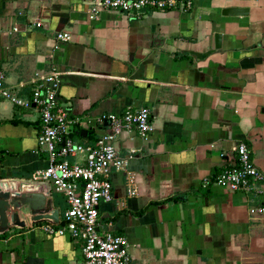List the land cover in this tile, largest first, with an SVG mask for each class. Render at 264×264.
I'll list each match as a JSON object with an SVG mask.
<instances>
[{
	"label": "crops",
	"instance_id": "obj_1",
	"mask_svg": "<svg viewBox=\"0 0 264 264\" xmlns=\"http://www.w3.org/2000/svg\"><path fill=\"white\" fill-rule=\"evenodd\" d=\"M187 1V11L132 19L101 10L90 19L94 0H0L4 86L27 100L34 73L56 71L70 117L149 110L146 138L130 132L115 141L120 156L132 153L135 194L113 173L112 200L99 204L100 233L123 237L132 264H264V216L249 215L264 207V194L210 183L236 162L241 143L264 173V0ZM234 8L246 12L223 14ZM105 127L71 138L95 146ZM39 131L33 106L0 103L1 180L30 181L46 168ZM49 190L61 220L66 199ZM23 219L24 228L10 223L0 233V264H82L81 242Z\"/></svg>",
	"mask_w": 264,
	"mask_h": 264
},
{
	"label": "built area",
	"instance_id": "obj_2",
	"mask_svg": "<svg viewBox=\"0 0 264 264\" xmlns=\"http://www.w3.org/2000/svg\"><path fill=\"white\" fill-rule=\"evenodd\" d=\"M93 19L101 10L117 11L132 19L140 18L147 11H187V0H94ZM41 24L37 23V27ZM57 39L67 42V33H58ZM5 76L0 71V103L29 108L33 106L39 115L40 131L38 148L47 154L46 168L32 174L33 183H47L67 202L62 219L57 224L44 223L41 229L49 236H65L82 243V264H132L127 251V241L111 232L100 233L99 204L112 200L111 180L113 173L125 175L127 193L134 195L133 176L129 170L132 153L122 157L115 147L122 133L135 132L146 138L152 131L149 110H125L122 113H101L96 117L71 116L67 108L59 104V74L35 72L30 99H21L4 86ZM107 131L100 135L95 146L76 144L71 136L80 129L93 125ZM78 157L73 162L68 158ZM231 192L255 191L264 194V173L253 164L251 154L243 143L236 147V162L228 166L210 182ZM209 184L204 181V187ZM251 218L264 216V207L249 209Z\"/></svg>",
	"mask_w": 264,
	"mask_h": 264
},
{
	"label": "water",
	"instance_id": "obj_3",
	"mask_svg": "<svg viewBox=\"0 0 264 264\" xmlns=\"http://www.w3.org/2000/svg\"><path fill=\"white\" fill-rule=\"evenodd\" d=\"M245 12L246 10L234 8L225 9L223 14L242 16ZM216 40H219V35ZM107 125L108 123L105 124ZM58 215V211L51 207L47 183L0 179V233L7 231L10 223L15 227L24 228L26 222L23 218H27L32 225L57 224Z\"/></svg>",
	"mask_w": 264,
	"mask_h": 264
}]
</instances>
